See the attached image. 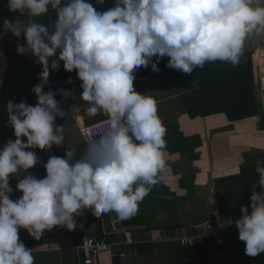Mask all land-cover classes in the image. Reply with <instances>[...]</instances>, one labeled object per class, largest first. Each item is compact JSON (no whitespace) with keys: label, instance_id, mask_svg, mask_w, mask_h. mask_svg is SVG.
<instances>
[{"label":"clouds","instance_id":"9594fccd","mask_svg":"<svg viewBox=\"0 0 264 264\" xmlns=\"http://www.w3.org/2000/svg\"><path fill=\"white\" fill-rule=\"evenodd\" d=\"M49 5L57 16L51 34L35 21L26 26L4 21L17 38L23 34L26 39L27 47L17 43V53L30 52L42 71L41 82L32 88L35 106L24 101L6 106L16 139L0 149V264H34L32 249L19 239L21 228L40 239L57 225L76 228L73 214L84 208L92 209L95 217L115 212L120 220L138 212L165 167L166 128L156 99L134 88L137 69L151 65L158 73L165 56L170 58L166 67L189 74L205 62L237 66L245 41L264 34V0H114L104 12L86 0H65L63 6L61 0H8L7 7L40 17ZM58 50V59L53 58ZM59 61L65 71L76 70L81 99L90 105L87 114L103 110L110 130L88 143L74 162V150L66 151L64 158L49 157L46 176L20 179L16 190L22 196L14 201L10 177L38 162L29 149H50L64 141V129L54 124L65 113L56 93L43 91L49 70L58 71ZM255 171L260 191L253 188L250 209L242 208L235 220L245 254L252 257L264 252V166L257 163Z\"/></svg>","mask_w":264,"mask_h":264},{"label":"crops","instance_id":"0c3cea01","mask_svg":"<svg viewBox=\"0 0 264 264\" xmlns=\"http://www.w3.org/2000/svg\"><path fill=\"white\" fill-rule=\"evenodd\" d=\"M86 2L99 12L114 6V0ZM64 3L61 0V6ZM7 4L8 0H0V149L8 140L16 139L8 124L7 103L24 101L35 106L37 97L32 88L41 82L42 71L30 52L17 53V43L27 47L26 39L23 34L17 38L4 21H19L25 26L35 21L51 34L57 19L51 5L44 15L30 17L27 10L10 11ZM262 48L264 34H253L245 41L244 55L237 66L205 62L189 74L166 67L170 58L165 56L160 59L158 73L152 71L151 65L137 69L134 88L156 99L158 116L166 128L165 167L158 183L130 219L120 220L115 212L95 217L92 209L84 208L73 214L77 225L73 230L57 225L35 239L27 230L19 229L20 241L32 249L34 264H85L86 237L102 233L110 246L94 264H216L209 257L215 249L224 252V264H264V252L255 257L245 254V243L238 238L235 226L242 208L250 209L248 197L253 188L260 191L257 163L264 166V58L257 56ZM58 56L59 50L53 58ZM59 65L58 71L49 70L43 91L56 93L58 106L65 113L57 116L54 124L64 129V141L50 149H29L35 152L38 162L10 177V198L14 201L22 196L16 190L20 179L29 174L37 179L46 176L49 157L64 158L66 151L74 150V162L84 155L88 143L81 133L82 125L109 119L103 110L94 116L87 114L90 105L81 99L82 82L76 70L65 71L63 61ZM243 65L247 67V88L252 89L251 103L256 101V113L232 120L225 111L209 112V108L235 104L237 71ZM222 74L228 77L224 79ZM60 89L69 95H62ZM211 225H215V230H210Z\"/></svg>","mask_w":264,"mask_h":264},{"label":"built area","instance_id":"2783aa9c","mask_svg":"<svg viewBox=\"0 0 264 264\" xmlns=\"http://www.w3.org/2000/svg\"><path fill=\"white\" fill-rule=\"evenodd\" d=\"M259 57L264 58V48L259 50ZM264 70V67H262ZM79 111H76L78 113ZM108 119L94 123L84 124L81 126V133L87 143H90L94 139H98L110 130V125L107 122ZM210 230H215V225H211ZM184 242H187L185 240ZM109 243L107 236L103 233L99 235L88 236L85 239L84 250L86 253L85 264H94L97 256L109 249ZM210 259L216 264H224L226 262L225 254L220 249H215L209 252Z\"/></svg>","mask_w":264,"mask_h":264},{"label":"trees","instance_id":"16d2710c","mask_svg":"<svg viewBox=\"0 0 264 264\" xmlns=\"http://www.w3.org/2000/svg\"><path fill=\"white\" fill-rule=\"evenodd\" d=\"M246 65H243L242 67L238 68V77H237V86L234 87V91L237 95V101L235 102V104L233 106H225L221 109H211L209 108L208 110L211 111H225L229 118L232 120H236V119H242L245 118L247 116H251L252 114L254 115L256 113V101L253 100V102L251 103L252 100V96L250 94V91H252V89L250 90L249 87V83H248V77H247V72H246ZM222 77H225L228 75L227 74H222ZM235 80V78H234ZM229 86V85H228ZM229 88H228V92H229ZM208 91V89H207ZM253 104V109L251 110V105ZM249 200V197H248ZM248 203H250V200L248 201Z\"/></svg>","mask_w":264,"mask_h":264},{"label":"water","instance_id":"95a60500","mask_svg":"<svg viewBox=\"0 0 264 264\" xmlns=\"http://www.w3.org/2000/svg\"><path fill=\"white\" fill-rule=\"evenodd\" d=\"M129 135H131V133H129Z\"/></svg>","mask_w":264,"mask_h":264}]
</instances>
